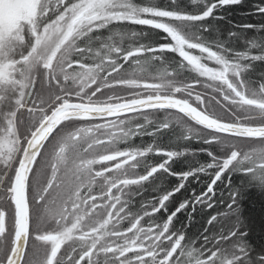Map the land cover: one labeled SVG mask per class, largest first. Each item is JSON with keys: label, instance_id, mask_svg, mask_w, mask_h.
Instances as JSON below:
<instances>
[{"label": "snow or ice", "instance_id": "obj_1", "mask_svg": "<svg viewBox=\"0 0 264 264\" xmlns=\"http://www.w3.org/2000/svg\"><path fill=\"white\" fill-rule=\"evenodd\" d=\"M240 2L190 0L206 5L190 12L178 0H3L15 21L0 24V264H264L239 206L248 188L264 192V74L249 75L264 52L238 53L190 27ZM126 24L155 36L112 27ZM200 84L219 99L194 91ZM165 130L207 145L198 150L207 162L159 146ZM144 136L153 142L131 145ZM182 157L191 167L174 171ZM164 174L179 183L165 189ZM202 177L200 194L177 198ZM225 199L229 212L218 215L230 223L215 232L218 215L205 210ZM184 212L189 224L206 218L199 235Z\"/></svg>", "mask_w": 264, "mask_h": 264}, {"label": "trees", "instance_id": "obj_2", "mask_svg": "<svg viewBox=\"0 0 264 264\" xmlns=\"http://www.w3.org/2000/svg\"><path fill=\"white\" fill-rule=\"evenodd\" d=\"M156 1L157 2H155V4L157 6H161V7L167 6L171 3V0H156ZM185 1L186 0H178L179 6L180 7L186 6L188 9H191L192 7L189 4H187ZM135 2L138 4H147V3H151V0H135ZM189 2H190V0H189ZM212 2H213V0H207L208 4H210ZM248 5H253L255 7H258V10H260V9L264 8V0H245V1L243 0L241 2V4L228 5L229 8L227 9L228 10L227 12H229L230 14L227 13V15L223 21L224 23H222V24L221 23L220 24L215 23L216 20L214 18V15L216 14V12H214L213 17H210L206 21L198 22L197 24H195L194 29H196V30L199 29L200 25L210 27L209 30H211L210 35L212 37L205 38L208 40L216 39V40L220 41L221 40V34H222V32H224L223 30L228 29L227 32H224L228 37H230L229 33H235V34L237 33L240 36L247 34L254 41H264V32H262V26H264V23H261L262 21H264V13L256 14V16L251 20L250 19L251 15H247L241 11V10H244V8ZM220 9H221V7L218 8L217 10H220ZM232 11H233V13H232ZM243 19H250L249 20L250 22L247 24H248V26H254V27H252V29L250 27L249 30L243 29V21H244ZM112 27L120 28L121 30H123V28H128V29L133 30L134 27H140V28H143L146 31L150 32V35H152V36H155V31H156V30H150L148 27H145V26L130 25V24L113 25ZM229 29L231 31H229ZM230 41L234 42L233 38H231ZM220 42H223V41H220ZM261 46H262L261 49L264 50V45H261ZM186 75L190 76V74H186ZM195 88L198 89L197 86ZM215 111L219 116H221L225 119L228 118L225 111L222 110L219 106L216 107ZM25 116H26V113L24 116H20V118L24 119ZM203 130L206 132V135L211 132V131L206 130V129H203ZM169 138H170L169 139L170 141H174L177 139L176 134L173 131H171ZM193 141L194 140H190L186 144H188L189 146L192 147L191 144L193 143ZM167 142H166V144H167ZM194 142H198V141H194ZM198 147L201 148V147H208V146L202 145L201 142H198L196 145H194L193 148L198 149ZM197 149H195V152H197ZM197 157H198V155L195 157L196 160H198ZM201 159L202 160H199L200 163H206L208 160L206 154L201 155ZM192 163H193V160L189 159V158H185L182 161L183 166L184 165L191 166ZM165 178L166 177L164 176V179ZM193 181L194 180H192L191 182H193ZM233 181L238 185L240 183V180L237 178V176H233ZM222 190H223L222 188L220 190H218L217 194H219V192ZM185 195H191V193H189L188 191L184 192L183 194L177 193V198L181 199V197L185 196ZM226 195L227 194L225 193V197H226ZM227 202L228 201L226 199L219 202V203H216L214 200V202H213L214 207L212 209H206L205 211L212 214V215H218L221 213L229 212V209L227 208ZM239 206L241 209L240 217H241V220H242L243 225H244V230L247 232L246 239H247L248 243L252 245V248L255 250V252L258 253V252H260L261 248L264 247V192H261L259 189L254 188V187L248 188L245 191L242 199L240 200ZM179 215H180L181 221L185 225L188 226V228H187L188 232L190 234H193L194 236L199 235V233H201L203 231L202 226H207L206 225V218L201 216V215L194 214L192 216V221L190 224H189L188 219H187L188 212H184V213H181ZM229 223H230V220L228 217L223 216V215H218V223L216 224V228L214 231L219 232L222 229L226 230V227ZM177 226H179V225H177ZM199 246H200V241L197 242V247H199Z\"/></svg>", "mask_w": 264, "mask_h": 264}, {"label": "bare ground", "instance_id": "obj_3", "mask_svg": "<svg viewBox=\"0 0 264 264\" xmlns=\"http://www.w3.org/2000/svg\"><path fill=\"white\" fill-rule=\"evenodd\" d=\"M243 0H241L242 2ZM245 1V0H244ZM155 2H157L156 0H151V3L155 4ZM187 4H189L192 8L191 9H188L186 6H181L180 8L183 10V11H190V12H199V11H202L204 10V8L206 7L205 4H200V5H196V6H193L192 4H190L189 0H186L185 1ZM240 3H237V4H230V5H238V4H241ZM220 8V7H219ZM229 6H223L221 7V9L214 15L215 19H216V24H222L224 23V18L226 17L227 12ZM258 7H255L253 5H248L244 8V10H241L243 13L247 14V15H251V20L256 16V14L258 13H264V11H261L258 10ZM233 13V11H232ZM230 14V13H229ZM228 17V16H227ZM227 19V18H226ZM250 19H243V28L245 27H248V24L250 21ZM261 23H264V21H262ZM191 29L193 31H196V29H194L195 25H191L190 26ZM208 29H210V27H208ZM124 31H131V29H128V28H123ZM210 31L209 30L208 32H201L200 34L203 35L205 38H208V37H212L210 35ZM224 32H227L228 29L226 30H223ZM229 31H231L229 29ZM224 32H222L221 34V40L220 41H223V43L229 45L232 49L236 50L238 53H245V52H256L258 53V51H261V45H256L254 47H250L249 44L247 43V41H254L252 38L249 37V35L247 34H244V35H238L237 33L235 34L234 37H228ZM262 32H264L262 30ZM231 38H233L234 42L230 41ZM128 43H132V41H125V44H128ZM238 47V49H236V46ZM170 56H175V54H169ZM255 68V69H254ZM261 74H264V61H256L254 64H253V71L252 73H249V75H254V79H257L259 80L260 79V76ZM188 80L191 81L194 77H195V74L194 73H191L190 76L186 75ZM201 80L203 81V78H201ZM198 89H194V90H199L200 92H203L206 94V96L208 97H211L212 95H216L217 96V99H219V95L216 94V93H213L211 89H206L202 86V84L200 85H196ZM195 86V87H196ZM155 119H162L163 118V115L162 114H159L157 117H154ZM190 124H192L190 121L188 122ZM192 126L196 129H198L200 131V134L201 135H206V132L203 130L205 128H203V126L201 125H193ZM208 130V129H206ZM172 130H165V132L163 133L162 136H160L158 138V143H159V146L161 147H164V148H178V147H181V148H188L190 149L191 151H194L195 152V149L197 148H193L194 145H196L198 142H200L199 140H195L194 141H198V142H194L191 144V146H189L188 143L190 140L188 141H183V140H180L179 142L176 140L174 141H170L169 137H170V133H171ZM179 129L176 130V132H178ZM211 131V130H209ZM170 132V133H169ZM174 132V131H173ZM175 133V132H174ZM176 134V133H175ZM153 137L151 136H144V137H136L133 141H131V145L132 146H145L147 144H151L153 142ZM168 141V142H167ZM167 142V144H166ZM195 143V144H194ZM120 145H123V147H128L130 145H125V144H120ZM119 145V147H120ZM121 148V147H120ZM200 148L198 147L197 149V152H198V155H203L204 153H199V150ZM215 150V149H214ZM161 159H164L163 157H157V156H153L152 155V159L150 160V162H159ZM184 159L182 158V160L180 159V162L176 163L173 165V170L174 171H185L187 170L188 168H190L191 166H186V165H182V161ZM108 165H112V162H107ZM181 165V166H180ZM180 166V167H179ZM98 169L101 167V165H97L96 166ZM142 170V169H141ZM143 171V170H142ZM141 171V172H142ZM227 175V174H226ZM164 176L166 177L165 180H166V183L163 185V187L165 189H170L174 186H176L178 183H179V180L177 177L175 176H172V177H167L166 174H164ZM205 181L204 182H201V183H198L197 181H193L191 182V184L187 185V189H188V192L191 193L192 191H195L196 194H200L204 189H205V183H206V180H207V177H202ZM221 188H218L217 189V192L218 190H220ZM151 195H154V193H151V192H145L144 194V198L145 199H150L151 198ZM139 199V198H137ZM181 199H183V196L181 197ZM214 202V200H213ZM197 208L199 209V205L197 206ZM179 215V214H178ZM194 215V214H193ZM180 216V215H179ZM188 231V230H187Z\"/></svg>", "mask_w": 264, "mask_h": 264}, {"label": "rangeland", "instance_id": "obj_4", "mask_svg": "<svg viewBox=\"0 0 264 264\" xmlns=\"http://www.w3.org/2000/svg\"><path fill=\"white\" fill-rule=\"evenodd\" d=\"M3 3V0H0V4ZM15 21V13H12L10 15H5L2 10H0V24L8 23L11 24ZM193 54H199L197 50H193ZM209 66H214L210 64Z\"/></svg>", "mask_w": 264, "mask_h": 264}, {"label": "flooded vegetation", "instance_id": "obj_5", "mask_svg": "<svg viewBox=\"0 0 264 264\" xmlns=\"http://www.w3.org/2000/svg\"><path fill=\"white\" fill-rule=\"evenodd\" d=\"M218 11H219V10H217L216 13H217ZM214 18H215V17H214ZM215 20H216V19H215ZM145 27H147V26H145ZM243 29H245V30H249L250 27H245V28H243ZM251 29H252V27H251ZM133 30H135V31H146L145 29L140 28V27H134ZM147 32H148V31H147ZM149 33H150V32H149ZM107 34H108L107 31H105V32H104V35H107ZM141 42H148V41L145 39V40H143V41H141ZM235 46H236V49H238L237 45H235ZM262 52H264V50H262V49H261V51H258V53H262ZM126 67H127V65H126ZM120 147H121V149L124 148L123 145H120ZM182 158H183V157H182ZM182 158H181V160H182ZM149 159H150V160L152 159V155H150ZM183 159H185V158H183ZM197 159H198V161H199V160H202L200 155H198ZM114 163H115V162L113 161V162H112V165H113ZM201 164H203V163H201ZM110 166H111V165H110ZM137 171H140V172H141L142 170L139 169V170H137ZM62 251H63V249H62Z\"/></svg>", "mask_w": 264, "mask_h": 264}]
</instances>
